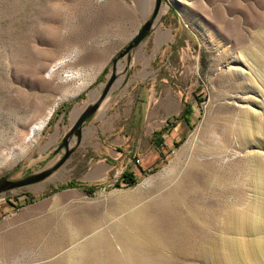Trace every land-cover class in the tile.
I'll return each instance as SVG.
<instances>
[{
    "label": "rangeland",
    "instance_id": "374dc122",
    "mask_svg": "<svg viewBox=\"0 0 264 264\" xmlns=\"http://www.w3.org/2000/svg\"><path fill=\"white\" fill-rule=\"evenodd\" d=\"M153 4L0 0V177L20 179L56 162L73 111L100 95L112 68L116 74L99 112L104 121L84 124L91 136L66 163L43 182L0 194V264H82L80 246L95 235L104 264H111L106 247L118 250L122 235L139 239L142 251L156 250L160 264H264V171L257 165L264 141L242 146L233 132L240 118L247 124L239 128L253 132L245 112L264 115V0H162L152 33L128 63L126 55L113 64ZM65 72L78 73L82 86L61 81ZM137 81L153 87L150 96H136ZM109 100L117 102L108 112ZM224 132L234 150L222 142ZM101 137L113 159L95 149ZM128 173L133 180L124 182ZM171 190L173 214L162 217L150 243L144 219L134 215L160 212L150 205ZM169 234L198 244L164 246Z\"/></svg>",
    "mask_w": 264,
    "mask_h": 264
},
{
    "label": "bare ground",
    "instance_id": "6f19581e",
    "mask_svg": "<svg viewBox=\"0 0 264 264\" xmlns=\"http://www.w3.org/2000/svg\"><path fill=\"white\" fill-rule=\"evenodd\" d=\"M176 1H179V0H176ZM66 61H68V59H62V60L58 61L57 63H54V65L52 64L53 66L51 67L49 72H47L48 75H51L53 73H57ZM79 76L80 75L76 72H65L62 75L61 81L72 82V81L77 79L78 83H76V85L81 87L83 82H80L78 80ZM250 80H251V78L247 77V81L249 83L250 89L255 92L256 89L252 83L253 81H250ZM261 85L263 86V84L260 81V86ZM237 88H239V86ZM236 90H238V89H236ZM72 95H74V94H72ZM235 99H238L237 95H234V96L232 95L230 100L235 101ZM56 104H57V102L52 103V105L46 110L43 118H41L38 122L34 123L29 128L27 137L25 138L27 141L29 139H31L35 134H37L43 127H45V124H46V121H47L49 115L51 114L53 108L55 106H57ZM81 111H82V109H75L72 113L71 120L75 121V119L77 118V116L80 114ZM245 113H246L247 117L254 120V122L248 124L250 126V128H252L253 132H251L250 134H246L243 130H241L239 128L240 125H246L247 124L245 121H243L240 118L239 124H236L235 125L236 127L233 129V132H234V134L238 140L237 142H239L240 145H242V146H246L247 144H249L250 139H252L253 141L261 140L263 142L264 141V115L258 114L257 118H255V117L251 116L248 112H245ZM230 136L231 135L229 133L224 132L222 134V142L224 144H228L230 146L228 148L233 149V147L230 143V139H229ZM261 146L264 148V142L261 143ZM202 153L203 154L209 153V151H203ZM225 153H227V151H225ZM211 155L216 158V156H218L220 154L214 153ZM257 165H258V171H264V162H262L260 164L258 163ZM242 167H244V166H242ZM249 168H251V167H248L246 165V167H244V169L242 168L243 169L242 171H249ZM174 198H175V191L171 190L168 193L164 194L163 196L157 198L156 201L150 205L151 207L155 208L156 210H159L160 212L157 211V213H155L153 215H148L145 218H143L140 214L134 215V218L137 220L143 221V219H144L145 228L149 232L147 234L150 236V237H148L150 243H153L155 241L154 237H152V235L157 231V229L162 224L161 223L162 217L163 216L170 217L173 214ZM91 227H92L91 225H88L85 228V230L88 231ZM120 241H121V243H120L118 250L117 249L114 250L112 247L111 248L106 247L105 253H107V256H108L111 264H127L124 260L125 257H127V256H131V263L130 264H160L162 262H165V259L161 258L157 254L156 250H149V252L140 250L138 248L139 239H137L136 237L123 236L122 235V236H120ZM179 243H183L185 246L187 245L188 247H196V245L198 244V243L192 242V241L181 242L173 234H169V236L165 237L163 240L164 246L175 247L176 245H174V244H179ZM101 244L103 245L100 237L97 235L90 237V238H87L85 241H83L81 246H80V249H79V254H80L79 262H81L82 264H104L101 261L100 252H99Z\"/></svg>",
    "mask_w": 264,
    "mask_h": 264
},
{
    "label": "water",
    "instance_id": "95a60500",
    "mask_svg": "<svg viewBox=\"0 0 264 264\" xmlns=\"http://www.w3.org/2000/svg\"><path fill=\"white\" fill-rule=\"evenodd\" d=\"M161 1L162 0H154L153 10L150 17L143 22L139 30L130 39L124 51L120 53L117 58L113 61V64L116 60L126 55L128 63L131 53L137 50L142 45L144 40L152 33L158 16ZM115 80L116 74L114 72V69L112 68L111 75L107 79L103 89L100 92V95L82 109L70 129L62 138L60 144L56 149V153L61 150V156L57 159L56 162L44 169L24 176L20 179L13 180L10 179V177L7 175L0 177V194L20 188L30 187L40 182H43L44 180L49 178L54 172L59 170L66 163L71 154L79 147L82 140V130L84 128V124L99 114L103 104L106 102L113 88ZM50 116L51 114L49 115L48 119L50 118ZM71 138H75V144L72 146H70L69 144Z\"/></svg>",
    "mask_w": 264,
    "mask_h": 264
},
{
    "label": "crops",
    "instance_id": "0c3cea01",
    "mask_svg": "<svg viewBox=\"0 0 264 264\" xmlns=\"http://www.w3.org/2000/svg\"><path fill=\"white\" fill-rule=\"evenodd\" d=\"M141 80H143V78H141ZM140 80V81H141ZM140 81H137L138 82V85H137V92H136V96L138 95V94H144V95H147V96H150L151 95V91L153 90V87L152 86H146V85H142V83L140 82ZM137 82L135 83V84H137ZM132 84V83H131ZM128 86H130V84H128ZM131 87V86H130ZM132 89H133V87H132ZM126 93H127V91H126ZM160 98L159 97H157L156 98V100L154 101V106H160ZM168 100H169V98H168ZM109 101H111V100H109ZM139 100L137 99V97L134 99V103H133V109L136 107V105H137V102H138ZM116 102L117 101H115V102H113V101H111V103L109 104L110 106H108L107 108H106V110L109 112V110L110 109H114L115 110V105L114 104H116ZM131 102V101H130ZM140 102V101H139ZM143 102V101H142ZM146 105L147 106H149L150 105V99L148 98V101H147V103H146ZM168 106H170V105H168ZM158 107L157 108H155V109H153L154 111H153V113L151 112V114H152V116H155V112H156V110H158ZM170 107H168V109H169ZM149 108H147V110H148ZM152 110V109H151ZM149 116H150V113L148 114ZM106 117V113L104 112V113H99L97 116H95L94 118H92V119H90L88 122H89V124L90 123H93V124H100L101 122H103L104 121V118ZM156 117V116H155ZM117 119V118H116ZM164 119H169V115L168 114H166V116H165V118ZM161 120H159V122H160ZM103 131H100V134H101V136L103 137L104 136V134L102 133ZM89 135L91 136V133H89V131H86L85 130V127L83 128V130H82V141L83 142H85L86 140H87V138L89 137ZM101 137V139H100V141H102L100 144H97V146L95 147V149L97 150V151H99V152H103V153H107L108 155H109V158L110 159H113L114 157L112 156V154L111 153H113V150H112V147H111V144H107V143H104V139ZM121 144H124V142H121ZM113 146V145H112ZM106 154V155H107ZM111 155V156H110ZM104 160V162L105 163H103V165H106V166H108V167H110L111 165V163L110 162H108V161H105L106 159L104 158L103 159ZM138 164H139V162H138ZM96 167L94 166L93 168H91L90 169V171H92V170H94Z\"/></svg>",
    "mask_w": 264,
    "mask_h": 264
},
{
    "label": "trees",
    "instance_id": "16d2710c",
    "mask_svg": "<svg viewBox=\"0 0 264 264\" xmlns=\"http://www.w3.org/2000/svg\"><path fill=\"white\" fill-rule=\"evenodd\" d=\"M103 74H104V72H103ZM61 111L64 112V113L66 114L67 109L61 108ZM187 113H188V111H186V109H185V110H184V113H182L181 117L186 118V114H187ZM55 114H59L58 110L55 111ZM48 125H50V124L48 123ZM128 180H130V181L133 180V177H132L131 173H128V174H126V175L123 177V181H124V182H127Z\"/></svg>",
    "mask_w": 264,
    "mask_h": 264
},
{
    "label": "built area",
    "instance_id": "2783aa9c",
    "mask_svg": "<svg viewBox=\"0 0 264 264\" xmlns=\"http://www.w3.org/2000/svg\"><path fill=\"white\" fill-rule=\"evenodd\" d=\"M138 162H139L138 160L135 161L136 164H138Z\"/></svg>",
    "mask_w": 264,
    "mask_h": 264
},
{
    "label": "flooded vegetation",
    "instance_id": "af4514ba",
    "mask_svg": "<svg viewBox=\"0 0 264 264\" xmlns=\"http://www.w3.org/2000/svg\"><path fill=\"white\" fill-rule=\"evenodd\" d=\"M58 153H61V150H60V151H58Z\"/></svg>",
    "mask_w": 264,
    "mask_h": 264
}]
</instances>
